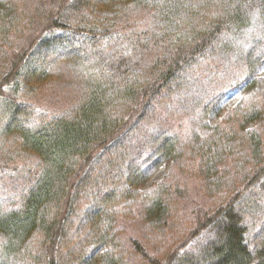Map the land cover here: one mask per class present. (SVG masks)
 Listing matches in <instances>:
<instances>
[{
  "label": "trees",
  "instance_id": "1",
  "mask_svg": "<svg viewBox=\"0 0 264 264\" xmlns=\"http://www.w3.org/2000/svg\"><path fill=\"white\" fill-rule=\"evenodd\" d=\"M63 63L81 94L49 113ZM263 67L264 0H0V167L29 182L0 202V264H264ZM169 160L208 198L185 221L170 185L140 188Z\"/></svg>",
  "mask_w": 264,
  "mask_h": 264
},
{
  "label": "rangeland",
  "instance_id": "2",
  "mask_svg": "<svg viewBox=\"0 0 264 264\" xmlns=\"http://www.w3.org/2000/svg\"><path fill=\"white\" fill-rule=\"evenodd\" d=\"M147 16V13L142 12L133 18L142 25ZM58 71L59 74L56 75V80L46 85L42 94L34 97V103L46 109L49 113L65 112L79 99L81 94V86L78 82L76 72L72 68L70 69L66 63H63ZM206 72L207 71L202 70V78L204 79L207 76ZM220 73L225 75V71ZM258 76L264 77V67L258 72ZM224 82L225 80L221 81L220 84H224ZM242 95V92H237L232 95L229 93L221 103L222 115L211 121L218 122L221 121L223 117H226L227 113L240 101ZM162 112L163 110L158 111L157 116H165ZM188 116L189 115L184 112L176 115L174 118L167 117L163 122L166 121L171 131L181 135V133H185L186 130H189L192 126L190 121L191 117L188 118ZM258 124L259 121H255L251 123L249 127L257 126ZM187 161L189 164V158ZM4 163L5 161L0 159V164ZM179 163V161L175 162L172 160L163 162L140 188L142 190H149L161 182L170 185L179 205V212L182 215L181 220L185 221L190 218L191 213L197 209L199 205L208 206L209 202L205 195L204 186L200 179L194 174L192 168H190L189 172L184 171L187 169L188 165L180 167ZM28 186L29 182L25 180L22 173H18L10 168L0 167V202L3 208H10L12 204L16 203L19 194L28 188ZM118 226L121 230V240L128 247L131 239H143L142 229H140L141 224L137 218L123 217L119 220ZM133 264L145 263L134 256Z\"/></svg>",
  "mask_w": 264,
  "mask_h": 264
}]
</instances>
